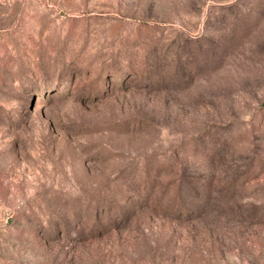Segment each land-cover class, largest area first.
Wrapping results in <instances>:
<instances>
[{"label": "rangeland", "instance_id": "374dc122", "mask_svg": "<svg viewBox=\"0 0 264 264\" xmlns=\"http://www.w3.org/2000/svg\"><path fill=\"white\" fill-rule=\"evenodd\" d=\"M0 264H264V0H0Z\"/></svg>", "mask_w": 264, "mask_h": 264}]
</instances>
